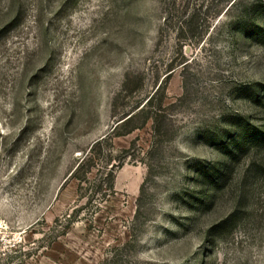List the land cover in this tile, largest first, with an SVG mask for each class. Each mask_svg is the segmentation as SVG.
<instances>
[{"label": "rangeland", "instance_id": "374dc122", "mask_svg": "<svg viewBox=\"0 0 264 264\" xmlns=\"http://www.w3.org/2000/svg\"><path fill=\"white\" fill-rule=\"evenodd\" d=\"M262 14L0 0V264H264Z\"/></svg>", "mask_w": 264, "mask_h": 264}, {"label": "trees", "instance_id": "16d2710c", "mask_svg": "<svg viewBox=\"0 0 264 264\" xmlns=\"http://www.w3.org/2000/svg\"><path fill=\"white\" fill-rule=\"evenodd\" d=\"M262 16H263V18L261 21H263V23H262V26L259 27V29H261V31H263V29H264V14H262ZM130 119H131V117L129 119H127L126 121H128Z\"/></svg>", "mask_w": 264, "mask_h": 264}]
</instances>
